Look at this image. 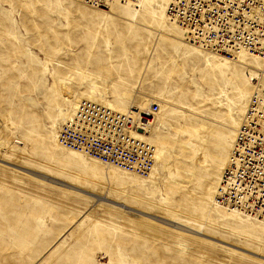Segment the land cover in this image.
Returning <instances> with one entry per match:
<instances>
[{
    "label": "rangeland",
    "instance_id": "1",
    "mask_svg": "<svg viewBox=\"0 0 264 264\" xmlns=\"http://www.w3.org/2000/svg\"><path fill=\"white\" fill-rule=\"evenodd\" d=\"M138 19L158 25L146 12ZM170 33L180 41L154 44L144 26L73 0H0V264H264L193 233L264 253V231L215 221L210 199L260 61L208 64ZM61 79L74 97L154 98L153 138L166 152L153 172L160 183L132 186L114 174L106 188L101 165L84 166L57 145V108L67 105Z\"/></svg>",
    "mask_w": 264,
    "mask_h": 264
},
{
    "label": "built area",
    "instance_id": "2",
    "mask_svg": "<svg viewBox=\"0 0 264 264\" xmlns=\"http://www.w3.org/2000/svg\"><path fill=\"white\" fill-rule=\"evenodd\" d=\"M96 8H105L114 0H80ZM126 2L128 0H119ZM134 1V0H131ZM170 18L187 31L189 40L202 49L233 56L248 50L264 56V0H172ZM257 84V80L255 81ZM250 115L261 114L254 106L264 104V89H254ZM158 105H153V112ZM119 114L108 107L84 100L74 117L61 128L59 141L67 149L80 151L106 164L143 172L152 167L153 147L135 137L134 132H147L154 115L147 111ZM259 124L253 117L246 159L240 160L241 182L248 190H258L254 205L264 206V134H258ZM264 130V129H263ZM251 132H256L252 136ZM238 156H241L237 153ZM257 195V196H258ZM256 196L250 199L255 201Z\"/></svg>",
    "mask_w": 264,
    "mask_h": 264
},
{
    "label": "bare ground",
    "instance_id": "3",
    "mask_svg": "<svg viewBox=\"0 0 264 264\" xmlns=\"http://www.w3.org/2000/svg\"><path fill=\"white\" fill-rule=\"evenodd\" d=\"M82 3V5L87 6L91 8L92 6L88 5L86 2L80 1V0H73ZM172 4V0H128L126 2H121L119 0H114L110 3L107 4L105 8H94L96 11H100L107 16L119 18L121 20H124L126 22H131L134 25L137 26H144L146 30L149 31L150 34H154L155 36V43L157 44V38L159 37H166L168 39H173V40H178L180 41L179 38L174 37L172 33L178 34L181 39H182V46H187L189 49H192L195 53L206 59L208 64L211 62H218L220 65H224L230 62H235V61H241L242 63L245 62V60L242 59V57H246V55L251 56L254 60H258L260 62H255L257 67H255L254 71L258 73V76L256 77L257 84L260 88L264 89V56H261L259 54H256L254 52L248 51V50H240L234 53L233 56L225 55V54H220L212 51H207L202 49L199 45L193 43L192 41L189 40L187 31L185 28H183L177 21L173 20L170 18L169 10H170V5ZM115 6H121L123 11L126 10L128 12L129 17L125 18L122 16H119L118 11H116ZM131 11H134L131 12ZM143 12H146L154 22L156 21L158 25H155V23H144L142 24L139 19H138V14H142ZM176 26L180 31H175L173 28ZM157 26V27H156ZM170 31V32H169ZM186 34V35H185ZM263 66V67H260ZM61 83V88H62V96L64 98V102H66V106L63 107H58V117H59V125L56 127L57 130H60L68 122L71 120L72 117H74L75 113L77 112L80 104L84 100H88L91 102H94L98 105H102L105 107L110 108L116 113L119 114H130L132 113L134 116H139L137 113L138 111H147L151 115H154L153 121L150 125V128L147 132H134L135 137H137L139 140L146 142L147 144L151 145L153 147V153H152V167L145 168L143 172H139L136 169L134 170H129L127 168L115 165V164H106L92 156L86 155L83 152L80 151H75L71 149H67L63 147L59 141V134L57 135L58 137V143L57 145L61 146L62 150L66 151L73 157H77L84 166L88 165H93V164H98L101 165L102 167V174L99 173L100 178L102 179V184L106 188H114V174L118 175V178L122 180H127L128 182H131L132 186H148L149 183H160V176H157L153 172H157L156 169V162L160 163L165 156L166 152L158 147V144L156 140L153 138L154 135V126H155V120L156 116L160 111V105L158 106V110L153 112L152 110V105H157L154 101V98H148L145 100H139L137 97L136 93H130V92H124L120 96V100L127 102L128 105H119L114 103L111 100H108L106 98H98L92 94H84L82 97L73 96V91L72 88L68 85V83L64 80H60ZM256 83L254 84V87L256 88ZM137 90L140 88V86L136 87ZM254 88V89H255ZM227 89H223L221 94L222 96L227 95ZM255 96L254 90L252 93H250L248 97V104L245 110V116L241 123L238 125V127L234 130L232 137L230 139V144H229V153L227 157V161L225 165H223V170L222 174L220 175V182L219 184L210 192V199L212 202L211 206V211L214 209V215H216L218 218H215V221H220V222H226L227 220H234L238 221L240 223H245L247 224L246 226L249 227L251 230L253 229H259L264 231V206L258 204L257 208H254V205L260 197L258 190H248L245 188V185L241 182L240 175H243V171L239 170L240 165V160L246 159L244 157L246 153V150H248V146H242L241 144L242 141H244L246 138L249 137V132L250 128L249 126L252 123L253 117L256 118V123L257 125L259 124L261 127H259L258 134L263 133L264 134V104L262 105H256L254 106L257 110L261 112V114H255V115H250L249 114V109L252 107L251 100ZM155 103V104H154ZM186 109H190L189 107H185ZM152 131V134L150 133ZM256 132H251L250 135H253ZM146 135H152V139H149ZM222 140H226L227 137L224 138H218ZM229 141V140H228ZM157 145V146H156ZM237 153H239L241 156H238ZM244 156V157H242ZM11 165V164H10ZM23 171L25 172H31L30 174H36L41 179L46 180V176L42 173H39L37 171H29V169H24ZM33 172V173H32ZM58 181V180H57ZM60 182V181H59ZM75 188V187H74ZM128 188V187H127ZM130 188V187H129ZM82 191V190H81ZM262 192V191H261ZM260 192V193H261ZM258 195V196H257ZM97 197L100 199L110 201L107 197H104L103 194H96ZM251 196H256L255 201L253 199H250ZM102 204H105L111 208H114L116 210L120 211H125L126 207L129 208L128 205H124L123 203H118V204H123L124 207L121 205H115L111 203H106L104 201H100ZM131 208V207H130ZM141 213H143L141 211ZM212 212H210L211 214ZM142 215V214H139ZM143 215L147 216V213H143ZM159 217V216H157ZM163 219H167L164 217H161ZM169 220V219H167ZM203 222L206 224H212L211 219L207 216L204 217ZM257 223L258 225H256ZM178 228H182L183 230H191V228L177 222ZM174 226V225H173ZM224 228V227H223ZM244 231H247L246 229ZM193 233L197 235H202L207 238H212L215 239V241L224 244L226 246H232L233 249L238 250V251H243L245 253L252 254L255 257H258L259 259H264V253H260L254 250H250L248 248H244L242 246L236 245L229 243L221 238L215 237V236H210L205 234L202 231H194ZM255 242H260L255 240ZM261 243V242H260Z\"/></svg>",
    "mask_w": 264,
    "mask_h": 264
}]
</instances>
